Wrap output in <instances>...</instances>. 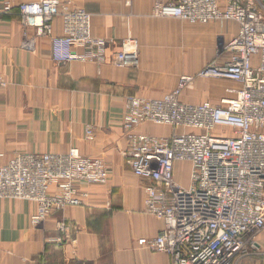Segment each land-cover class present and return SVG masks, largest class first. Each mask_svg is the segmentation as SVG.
Wrapping results in <instances>:
<instances>
[{"label":"built area","instance_id":"1","mask_svg":"<svg viewBox=\"0 0 264 264\" xmlns=\"http://www.w3.org/2000/svg\"><path fill=\"white\" fill-rule=\"evenodd\" d=\"M129 6L132 0H123ZM153 13L195 24L231 22L237 34L218 48L212 61L192 75L179 77L175 89L158 99L129 95L122 128L131 172L151 183L145 188L144 211L163 221L155 238L139 240L149 250L165 253L170 264H238L258 252L264 232V0H155ZM17 14L24 28L37 36L51 33L59 20L61 35L52 36L56 64L73 61L100 65L109 44L90 35V14L60 0L13 5L0 0V16ZM228 54L221 62L222 54ZM257 63L253 64V59ZM138 43L122 39L112 64L135 67ZM224 80L219 104L182 103L180 95L196 80ZM0 85L4 86L0 77ZM145 123L166 126L167 137L142 134ZM86 129V138H92ZM189 164V184L174 178L175 165ZM108 169L99 159L76 149L66 154L17 153L0 167V200L31 201V224L39 226L56 210L82 204L86 194L76 185H103ZM56 229L68 240V228Z\"/></svg>","mask_w":264,"mask_h":264},{"label":"crops","instance_id":"2","mask_svg":"<svg viewBox=\"0 0 264 264\" xmlns=\"http://www.w3.org/2000/svg\"><path fill=\"white\" fill-rule=\"evenodd\" d=\"M60 1L90 14L91 37L109 41L105 61L56 64L50 38L61 35L59 20L52 22L50 34L37 36L33 28L24 35L17 14L0 16V77L5 83L0 85V167L17 153L76 149L104 162L108 180L76 185L80 195L86 194L82 204L52 212L39 226L31 224L33 202L0 200V264H170L165 253L138 244L159 235L164 224L144 211L145 188L151 182L136 177L125 162V99H158L171 92L180 76L192 75L214 59L219 40L232 39L237 25L160 18L153 13L155 0H132L129 6L123 0ZM127 37L138 43V63L115 67L112 59ZM227 58L222 54L221 62ZM205 81H195L180 101L219 104L229 97L227 89L237 88L224 80ZM88 128L91 139L86 138ZM138 131L155 137L172 133L149 123ZM189 170L187 163L175 165L174 178L181 186H188ZM59 222L69 236L61 244L56 241L63 237L56 229Z\"/></svg>","mask_w":264,"mask_h":264},{"label":"rangeland","instance_id":"3","mask_svg":"<svg viewBox=\"0 0 264 264\" xmlns=\"http://www.w3.org/2000/svg\"><path fill=\"white\" fill-rule=\"evenodd\" d=\"M211 23H216V22H210L208 24H211ZM192 24H195V23H192ZM219 24H224V23L219 22ZM196 25H198V24H196ZM199 25H202V24H199ZM226 40H228V39H226ZM226 40H223V39L219 40V47L220 48L223 47V45H225L227 43ZM210 80H212V79H210ZM205 82L210 83V81H208V80H206ZM223 84H228V83L223 82ZM193 87H194V84L191 86V88H188L186 90L191 91L193 89ZM182 175H183L184 179H187V173L185 171L182 173ZM257 240H258V244L260 245L258 252H255V255L251 256L248 259H246V257L243 258L238 264H264V232L258 237Z\"/></svg>","mask_w":264,"mask_h":264}]
</instances>
